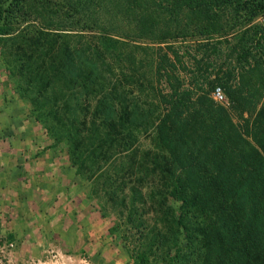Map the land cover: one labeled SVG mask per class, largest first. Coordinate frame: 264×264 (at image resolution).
Listing matches in <instances>:
<instances>
[{
  "label": "trees",
  "instance_id": "1",
  "mask_svg": "<svg viewBox=\"0 0 264 264\" xmlns=\"http://www.w3.org/2000/svg\"><path fill=\"white\" fill-rule=\"evenodd\" d=\"M5 1L0 5V56L14 90L53 140L66 143L75 171L93 164L92 175L102 174L99 184L116 211L112 230L134 262L150 264L155 256L167 264H264V99L257 105L258 96L249 90L257 81L264 84L258 63L241 74L236 86L225 87V105L215 102L210 90L193 93L183 87L172 63L157 54L150 74L163 71L169 91L161 92L136 69L143 57L127 49L132 86L139 89L146 79L162 104L144 109L137 102L129 105L126 91L115 90L118 80L109 83L105 77L107 54L120 43L119 34L97 35L98 47L82 24L73 26L77 20L67 23L58 14L61 7L78 20V13H85L97 26L105 12L111 27L112 21L124 19L136 36L159 41L174 30L171 21L180 22L187 12L215 28L216 11L231 7L253 16L264 0H60L53 9L39 4L49 20L28 18L23 24L12 14L26 0L0 4ZM145 60L152 63L151 57L142 64ZM144 122L165 150L149 158L153 168L123 162L120 155L132 149L134 129ZM127 171L140 183L149 172L160 175L162 182L150 181L147 194L160 218L158 227L147 226L138 206L146 202L144 193L132 179L126 185ZM92 175L89 170L84 177ZM125 185L128 195L120 196L116 190Z\"/></svg>",
  "mask_w": 264,
  "mask_h": 264
},
{
  "label": "rangeland",
  "instance_id": "2",
  "mask_svg": "<svg viewBox=\"0 0 264 264\" xmlns=\"http://www.w3.org/2000/svg\"><path fill=\"white\" fill-rule=\"evenodd\" d=\"M58 1L30 0L28 5L26 0L24 6L16 7L12 16L22 24L28 18H35L37 23L47 21L49 16L42 15L39 4L44 2L53 9ZM6 4L5 1L0 5ZM58 10L60 20L69 23L73 18L72 24L77 20L73 26L82 24L83 32L90 35V41L98 47L101 45L97 35L119 34L120 43L110 47L107 54L110 69L105 77L109 83L118 80L115 90L126 91L127 99L131 98L127 101L128 104L131 101L129 105L137 102L144 109L162 107L146 79L139 89L132 86L128 78L131 71L124 60L127 49H133L143 59L152 58V63L145 60L143 64L142 59L136 69L143 72L145 78L150 77L152 84L163 93L169 91L163 71L156 77L150 74L157 54L166 56L182 86L191 92L211 90L218 85L223 98L213 100L225 105L228 104L225 87L236 86L245 70L258 63L264 77V8L253 16L240 9L222 8L216 11L215 28L207 20L197 22L187 12L188 19L172 20L170 25L174 30L159 41L136 36L124 19L112 21L114 26L111 27L105 12L100 13L101 21L94 26L85 13H78V20L68 12L70 9ZM122 31L127 32V36L119 33ZM249 88L258 96L259 105L264 99V84L257 81ZM231 114L237 116L234 110ZM146 123L134 129L132 149L120 155L123 162L128 160L131 165L153 168L149 158L160 157L165 150L155 143L153 127ZM107 167L110 166L107 164ZM86 168L81 173L75 171L66 143L54 141L46 127L34 117L29 103L14 90L13 79L8 76L0 56V264H136L126 252L118 232L112 230L116 211L99 184L102 174L92 175L93 164L90 169ZM89 170L91 179L84 177ZM135 170L134 167L132 173ZM132 173L128 172L129 178L125 177L126 185L131 182ZM149 173L143 182L132 179V183L144 193L146 202L138 206L147 226L158 227L160 218L155 215V204L147 194L148 183L159 179L162 182V179L155 171ZM94 180H97L96 189L91 191ZM126 185L122 186L123 191L116 190L120 196L128 195ZM150 258V264H167L160 257Z\"/></svg>",
  "mask_w": 264,
  "mask_h": 264
},
{
  "label": "built area",
  "instance_id": "3",
  "mask_svg": "<svg viewBox=\"0 0 264 264\" xmlns=\"http://www.w3.org/2000/svg\"><path fill=\"white\" fill-rule=\"evenodd\" d=\"M210 95H211V98L214 99V100H219L223 98V94L220 90V87L218 85H214L212 87V89L210 90ZM11 243H9L10 245Z\"/></svg>",
  "mask_w": 264,
  "mask_h": 264
}]
</instances>
